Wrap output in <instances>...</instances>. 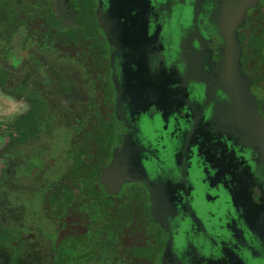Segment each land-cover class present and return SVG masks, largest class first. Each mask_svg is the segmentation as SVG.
Segmentation results:
<instances>
[{
    "label": "flooded vegetation",
    "instance_id": "obj_1",
    "mask_svg": "<svg viewBox=\"0 0 264 264\" xmlns=\"http://www.w3.org/2000/svg\"><path fill=\"white\" fill-rule=\"evenodd\" d=\"M237 1L87 0L97 56L81 68L42 47L53 36L45 30H80L76 0H0V68L21 71V91L36 89L13 94L0 79V264H50L53 253L55 264H135L116 238L135 210L102 188L118 180L166 236L145 246L146 264H182L179 242L197 251L193 264H264V145L245 134L253 124L238 112L230 70L247 80L264 124V0ZM24 14L39 17L44 34ZM97 79L104 110L131 128L84 171L81 127ZM254 229L262 242L251 251ZM195 236H204L199 247Z\"/></svg>",
    "mask_w": 264,
    "mask_h": 264
},
{
    "label": "rangeland",
    "instance_id": "obj_2",
    "mask_svg": "<svg viewBox=\"0 0 264 264\" xmlns=\"http://www.w3.org/2000/svg\"><path fill=\"white\" fill-rule=\"evenodd\" d=\"M87 0H76L78 3V7L81 9V14H79L75 18V23H78L81 28L79 31L74 32V34H62L59 35V32L61 31L60 28H58L57 31V36L55 35L54 31L50 30H45L46 34L53 33V36H46L45 39L48 40L47 45H43L42 47L45 50H50L51 53L53 52L54 55L51 54V57L57 58V60H63V61H72L73 63L80 64L81 68L86 67L87 64H92L94 57L97 56L96 53L93 52V48L90 44V40L88 39L89 34L92 33V17L87 14V8H88V3H86ZM34 3L32 4L33 7ZM5 8H4V7ZM35 6H38L36 3ZM16 12V10L14 11ZM86 12V13H85ZM7 13V8L3 4V2H0V18H3L7 20L4 15ZM20 13V12H18ZM17 14V16H20L22 14ZM30 15L29 17L24 14L25 18L30 19V25L31 29L34 31L38 32L42 29V32L44 34V29L42 28V22L39 17L36 15L32 14H27ZM26 20V19H25ZM23 22V21H22ZM41 24V25H40ZM48 24V22H47ZM49 26V24H48ZM3 29V28H2ZM49 29V28H48ZM49 40L51 43H49ZM56 50V52H55ZM62 52V54L60 53ZM48 52V51H46ZM71 63V62H70ZM85 69V68H84ZM7 70V69H6ZM6 70L3 71L2 68H0V79L2 80V84L8 88L13 89H8L10 90L11 93L16 94L19 93L22 88L18 87L19 81L22 80V77H20V73H11V72H6ZM84 71V70H83ZM86 73V71H84ZM90 73L89 79L92 81L94 80L95 77L98 75V70L95 68H92ZM98 81V79H97ZM21 88V89H16V88ZM92 89H94L93 94L90 95L89 97V109H93L89 111L90 118H85L86 125L82 126L81 128L83 130V137H85L88 142V151L89 154L87 155L88 160L90 161L91 165L89 164L88 168H84V171H92L93 169V164L100 159V153L102 148L108 147V144H112L116 142L117 137L119 134H122L124 130L129 131L131 128V125H129L124 117H122L119 113L117 116L112 117L107 114V112L104 110V104L103 101H107V97L103 93L102 85L98 81V83H92ZM44 89H42L43 91ZM16 93H15V92ZM24 92L25 96H31L35 95L36 89H34L32 86H29L27 84L25 91ZM10 93V94H11ZM116 97V94L114 95V98ZM50 109H58V107L53 104H50L49 106ZM6 120V119H5ZM89 120V121H88ZM91 124V126H88ZM60 135V134H59ZM61 138V136H60ZM81 140V139H79ZM32 161V160H31ZM260 177L264 173V164L260 165ZM101 176V175H100ZM262 181L259 179L261 182H263V188H264V179L263 177ZM101 179V177L99 178ZM135 178H131V180H134ZM123 182L121 180L117 181V183L114 186L107 187V185H102V188L105 187L107 192H111L113 194H116V198H118L119 204L125 205L127 208H132L135 211L132 213L127 212V219L123 220V223L121 224V227L118 229V236L116 237L119 240H121V243L123 246L126 247V251H132V254L134 255L133 262L135 264H146L143 261V255L144 252L147 250L145 246L149 244L151 249L156 248L157 246H162L163 242L167 241L165 234L163 233V230L159 228L155 224V219L150 220L147 218L146 211L142 212L141 209V202L136 201L135 199L128 198L125 196V189L120 188ZM120 190V191H119ZM121 192V193H120ZM125 198H124V196ZM122 196V197H120ZM126 198H127V203H126ZM122 199L124 201H122ZM53 199L50 200L51 203V208L55 207V204L52 203ZM140 205V207L138 206ZM237 216V221L240 223H243L244 218H243V213L238 210V215ZM251 234V233H249ZM253 235V236H252ZM205 240L204 236H195L194 239H192L191 243L193 247H199L201 242ZM264 241V238H262ZM187 241V240H186ZM262 241L260 240V234L259 232L254 229L253 234H251V242L250 244H246V248L249 250L253 251L255 250V245L261 243ZM121 244V245H122ZM188 243L186 242H179L177 249L183 254L184 260H181L182 264H193L194 263V258L197 256L195 252H193V249H188ZM191 250V251H189ZM147 252V251H146ZM145 252V254H146ZM131 254V253H129ZM138 255V256H137ZM185 256L189 259H186ZM153 264H158L157 261L153 262Z\"/></svg>",
    "mask_w": 264,
    "mask_h": 264
},
{
    "label": "water",
    "instance_id": "obj_3",
    "mask_svg": "<svg viewBox=\"0 0 264 264\" xmlns=\"http://www.w3.org/2000/svg\"><path fill=\"white\" fill-rule=\"evenodd\" d=\"M249 3H250V0H238L237 1V5L239 8L246 6ZM231 47L232 46L229 44L228 50H227L228 61L233 58L235 64L238 65L239 64L238 63L239 52H237L234 48H231ZM230 70H232L231 75H233V77L235 76L238 81V86H236V89L233 90L236 93L234 97L238 102V112L240 115H241V112L244 113L245 115L248 114L249 120H250L249 124H253V129L246 131L245 134L249 138L254 137L255 145L261 147L264 145L263 144L264 143V124L259 114L256 111L255 104H253V107H252V102H253L252 97L250 96V92L245 84V81L247 82V80L240 73V71L237 70L236 68L230 67Z\"/></svg>",
    "mask_w": 264,
    "mask_h": 264
},
{
    "label": "trees",
    "instance_id": "obj_4",
    "mask_svg": "<svg viewBox=\"0 0 264 264\" xmlns=\"http://www.w3.org/2000/svg\"><path fill=\"white\" fill-rule=\"evenodd\" d=\"M85 263V262H84ZM50 264H55V254L53 253V259L52 262Z\"/></svg>",
    "mask_w": 264,
    "mask_h": 264
}]
</instances>
